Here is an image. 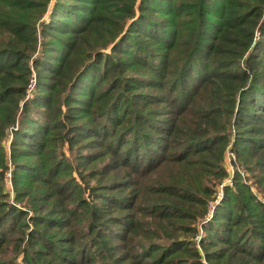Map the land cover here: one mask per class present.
<instances>
[{
	"label": "trees",
	"instance_id": "obj_1",
	"mask_svg": "<svg viewBox=\"0 0 264 264\" xmlns=\"http://www.w3.org/2000/svg\"><path fill=\"white\" fill-rule=\"evenodd\" d=\"M263 198L264 0H0V264H264Z\"/></svg>",
	"mask_w": 264,
	"mask_h": 264
},
{
	"label": "rangeland",
	"instance_id": "obj_2",
	"mask_svg": "<svg viewBox=\"0 0 264 264\" xmlns=\"http://www.w3.org/2000/svg\"><path fill=\"white\" fill-rule=\"evenodd\" d=\"M91 73H94V71H91L90 72V75H91ZM33 80H34V82L31 83V85L29 86V89H28V92H29L28 98L31 97V96H33V94L35 92V82H36V78H34ZM100 89H102V87L99 88V91H100ZM87 98L88 97H86V95H83V94L78 95V99H76V101L74 102V109L76 110L77 107H79L81 105V103H84L85 102L83 100H87ZM102 105H103V101L100 98V101L98 102V106H100V108H101V107L104 106V105L103 106ZM40 108H42V105H39V109ZM39 109L37 110L38 112H40ZM116 111H118V109H116ZM103 124L110 125V122H109L108 119L107 120L105 119L103 121ZM8 149H9V146H6V151H8ZM234 161H235V154L233 152H231L230 150H227L226 151V155H225L224 164L226 166V169H227L226 171L228 172V176L223 180V182L221 184H219L217 186L216 193L214 195V198L216 197V199L212 198V200H210L211 204L208 205V210L209 209L210 210H209V212H207L205 214V216H204L205 219L203 221H201L202 224L205 223V222H207L209 219H211L213 217V211H214L215 207H217L219 205V203H220V201H221V199H222V197L224 195V188L225 187H232L233 178H234V175H235V167L233 165ZM237 168H238L237 170H239V172H240V175L239 176L244 181H247V178H248L247 176H250V175L249 174H245L244 173V170L242 169L241 166H238ZM5 179H6V182L4 184L5 190L9 194L10 202L13 203L14 190H13L12 184L10 182V174L8 172L5 175ZM254 192L257 194V197L258 198L261 197V195L259 193H257L255 190H254ZM259 200H260V202H264V198L263 199H259ZM16 205L19 206L18 204H16ZM211 205H212V207H211ZM200 236H201V231H200L198 237L196 238V241H198V239L200 238ZM199 250L201 251L200 248H199ZM206 263L209 264V262L207 260H206Z\"/></svg>",
	"mask_w": 264,
	"mask_h": 264
},
{
	"label": "built area",
	"instance_id": "obj_3",
	"mask_svg": "<svg viewBox=\"0 0 264 264\" xmlns=\"http://www.w3.org/2000/svg\"><path fill=\"white\" fill-rule=\"evenodd\" d=\"M201 263L202 264H207L205 259H202Z\"/></svg>",
	"mask_w": 264,
	"mask_h": 264
}]
</instances>
